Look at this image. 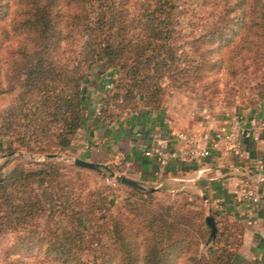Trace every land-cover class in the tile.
<instances>
[{
    "label": "trees",
    "instance_id": "1",
    "mask_svg": "<svg viewBox=\"0 0 264 264\" xmlns=\"http://www.w3.org/2000/svg\"><path fill=\"white\" fill-rule=\"evenodd\" d=\"M184 12L186 28L180 27ZM0 40L8 89L18 90L0 122V149L8 156L0 165V231L13 234L6 264H25L24 256L38 253L67 264H109L123 252L125 264H138L142 252L146 264H170L183 254L188 264L238 259L243 226L227 211L208 208L203 196L165 203L157 195L178 194L121 180L78 182L91 172L106 178L109 164L12 154L68 153L84 119L86 79L95 64L116 74L101 101L100 118L109 124L140 107L162 108L167 81L200 82L228 59L232 46L235 73L260 68L264 0H0ZM123 195L131 201L125 204L129 213L115 210ZM198 201L202 208L195 210ZM210 209L216 232L206 219ZM132 214L135 232L129 235ZM97 247L102 251L85 253Z\"/></svg>",
    "mask_w": 264,
    "mask_h": 264
},
{
    "label": "crops",
    "instance_id": "2",
    "mask_svg": "<svg viewBox=\"0 0 264 264\" xmlns=\"http://www.w3.org/2000/svg\"><path fill=\"white\" fill-rule=\"evenodd\" d=\"M95 74L86 82L84 119L67 152L109 164L113 172L148 187H162L186 201H192L194 195L206 196L210 208L227 211L231 220L243 226V243L232 264H264V199L252 204L241 202L236 194L244 178L264 183V168L258 167L264 163V106L259 98L227 114L215 115L205 109L199 119L182 116L173 107H140L109 124L101 120L99 111L115 70ZM183 129L210 150L207 157L182 154L162 167L157 157L144 153L156 134L169 136L172 148L184 150V141L176 135ZM1 152L0 165L8 158Z\"/></svg>",
    "mask_w": 264,
    "mask_h": 264
},
{
    "label": "rangeland",
    "instance_id": "3",
    "mask_svg": "<svg viewBox=\"0 0 264 264\" xmlns=\"http://www.w3.org/2000/svg\"><path fill=\"white\" fill-rule=\"evenodd\" d=\"M222 1V0H220ZM204 21H211L213 17L210 16L208 11H204L203 14ZM217 16H215L216 18ZM181 23L180 27L187 26L189 21V15L187 12L180 15ZM193 20L195 22H199L200 19L194 17ZM186 28V27H185ZM186 30V29H185ZM205 32V31H204ZM206 33V32H205ZM209 36H207L208 38ZM218 44V43H217ZM216 45V44H214ZM227 58L222 63H219L214 70H211L207 73L200 82L195 84H175L172 82L167 81L166 83L169 84L164 96L163 101V108L173 107L176 110L181 111V115L183 116H192L193 119H199V116H202L203 110H207L208 112H212L215 115H222L231 112L232 110L241 109L248 104L250 105L251 102L259 98V100L264 96V65L260 66V68H252L250 67L249 70H244L241 72H234V46L230 49L227 48ZM6 50L3 42L0 40V122L3 117V112L12 105L13 101L17 97L18 90H11L8 89L9 82L6 80V65L3 62V56L5 55ZM226 54V53H225ZM98 67V65H93L88 73V77L86 82L89 81L90 78H94L96 76V72L105 73L107 72L110 67ZM84 97V95H83ZM84 112H85V102H84ZM185 109L184 111L181 109ZM202 112V113H201ZM3 142L10 143L9 138H5ZM5 150V148H2ZM13 156H21L24 158H44L46 156H50L49 154H35L32 155L27 151H18L12 154ZM58 160H64L69 163H75L74 157L71 153L66 154L64 151L56 152V155L50 156ZM16 159L14 162H16ZM12 164V163H11ZM9 164V167L11 166ZM8 167V168H9ZM88 176L80 175L77 179L79 183L84 184H94L98 182L99 184L103 185L106 184V180L100 174L90 173L87 174ZM73 179H76L73 174H71ZM159 200H162L165 203L173 202L176 203H186L190 201H186L183 198L174 195H167V194H159L157 195ZM131 202L129 199H126L125 195L119 197L116 201L115 210H123L127 211L128 208H125V204ZM191 203V202H190ZM193 206V207H192ZM208 208H210V204L207 202ZM193 209H200L202 208V204L198 201L195 204L191 205ZM126 213H129L127 211ZM210 211H208V214ZM130 221L126 225L127 233L131 235L135 232V225L133 222L136 220L135 215H131L129 217ZM207 221L208 218L206 217ZM104 222V221H103ZM208 224H211L208 221ZM101 235V234H100ZM99 235V236H100ZM103 243L107 242L108 245L111 244V241L107 237L106 233L103 234ZM13 242V234L11 232H1L0 231V264H6L5 259V249ZM98 239L94 240V246L98 245ZM110 243V244H109ZM106 245V244H105ZM106 245V247H108ZM112 247H110L109 250ZM106 250V248H105ZM109 250L107 252H109ZM102 249L100 247L96 248V251L91 249L85 250L86 252H101ZM144 251V250H143ZM119 252V251H113ZM146 252H142V258L138 264H146L144 259V254ZM112 254V253H111ZM124 259L125 257V252ZM123 254L116 253V255L109 261V264H125V261L122 259ZM17 255H15L16 257ZM109 258V257H108ZM173 262L170 264H188V256L183 254L181 256L175 255L173 258ZM23 261L25 264H67L62 263L58 260H55L53 257L48 256L44 253H38L37 255H33L32 257L24 256Z\"/></svg>",
    "mask_w": 264,
    "mask_h": 264
},
{
    "label": "built area",
    "instance_id": "4",
    "mask_svg": "<svg viewBox=\"0 0 264 264\" xmlns=\"http://www.w3.org/2000/svg\"><path fill=\"white\" fill-rule=\"evenodd\" d=\"M113 83L108 84V88H112ZM101 112V108L99 114ZM264 125V118L262 119ZM176 135L184 141V150L180 151L170 146V138L167 135L156 134L153 137L152 143L144 149V153L148 156L157 157L162 167L166 166L173 157L186 155L190 158H204L210 154V150L206 146H202L196 142L194 135L186 130H178ZM259 168H264V163L258 164ZM117 172H111L106 176L107 183L116 185L119 178ZM237 198L241 202H249L252 204H259L264 199V183L261 180L254 178H244L241 180L238 190Z\"/></svg>",
    "mask_w": 264,
    "mask_h": 264
},
{
    "label": "water",
    "instance_id": "5",
    "mask_svg": "<svg viewBox=\"0 0 264 264\" xmlns=\"http://www.w3.org/2000/svg\"><path fill=\"white\" fill-rule=\"evenodd\" d=\"M49 155L54 156V155H56V153H50ZM74 162L76 164H80V165H84V166H88V167L96 166V162L89 160V159H86V158L78 157V156L74 157ZM117 177L119 178V180H121L123 182H129V183L136 185V186H139L141 188H145V189H152L153 188V187L145 186V185L141 184L140 182L127 177L124 174H117ZM204 197H206V196H204ZM209 211H210V213L208 214L207 218H208L209 223L211 224L213 232H216V229H217L216 220H215L213 213L211 212V209Z\"/></svg>",
    "mask_w": 264,
    "mask_h": 264
}]
</instances>
